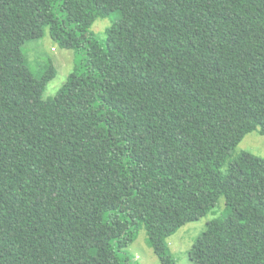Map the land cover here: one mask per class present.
<instances>
[{
  "label": "trees",
  "instance_id": "obj_1",
  "mask_svg": "<svg viewBox=\"0 0 264 264\" xmlns=\"http://www.w3.org/2000/svg\"><path fill=\"white\" fill-rule=\"evenodd\" d=\"M46 26L75 53L54 98L25 49ZM253 131L264 0H0V264H142V229L178 264L168 238L220 197L189 264H264V158L234 155Z\"/></svg>",
  "mask_w": 264,
  "mask_h": 264
},
{
  "label": "rangeland",
  "instance_id": "obj_2",
  "mask_svg": "<svg viewBox=\"0 0 264 264\" xmlns=\"http://www.w3.org/2000/svg\"><path fill=\"white\" fill-rule=\"evenodd\" d=\"M115 20V17L101 16L96 19L91 26V30L98 36L105 37L108 27ZM18 28L9 31V40L12 44L16 43ZM26 55L28 64L35 70H44L48 65L49 58L53 59L57 68L56 77L49 82L45 91L44 98H54L58 90L66 82L69 74L75 67V53L73 50L61 48L50 35L49 26L45 27L44 36L26 44ZM241 151H248L258 157L264 158V135L258 131H253L242 139L234 150V155ZM225 208V198L220 197L216 207L207 215L197 221L189 222L183 225L175 234L168 238L172 252L178 259V264H189L190 259L188 250L192 246L196 237L206 228L209 221L217 218V224L222 225V218L225 217L223 211ZM146 229H142L135 242L129 246V251L142 264H162L155 254L153 248L148 243Z\"/></svg>",
  "mask_w": 264,
  "mask_h": 264
}]
</instances>
